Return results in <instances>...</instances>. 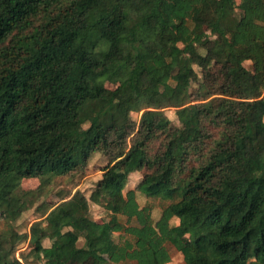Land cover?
<instances>
[{
	"label": "trees",
	"instance_id": "16d2710c",
	"mask_svg": "<svg viewBox=\"0 0 264 264\" xmlns=\"http://www.w3.org/2000/svg\"><path fill=\"white\" fill-rule=\"evenodd\" d=\"M97 152L89 196L15 228ZM160 191L155 218L137 196ZM0 214V264H166L170 245L186 264H264V0H0Z\"/></svg>",
	"mask_w": 264,
	"mask_h": 264
},
{
	"label": "rangeland",
	"instance_id": "374dc122",
	"mask_svg": "<svg viewBox=\"0 0 264 264\" xmlns=\"http://www.w3.org/2000/svg\"><path fill=\"white\" fill-rule=\"evenodd\" d=\"M237 2H239L240 0H236ZM164 27H169L170 23H165L163 25ZM156 25L152 26V29H155ZM198 32H206V27H198L197 28ZM210 48H212V42H210L209 44ZM212 55V53H211ZM248 63V62H247ZM213 71V69H211ZM107 85L109 87H112V85L110 83H107ZM206 97H200V96H194L193 100L194 101H199V100H203ZM243 103H239L240 104H247L246 101H242ZM167 114L170 117L171 120H173L174 122H177V117L175 115V110L174 109H167ZM133 117L135 120L139 121L140 117H141V113H137L134 112L133 113ZM108 158L105 157L103 154L101 153H94L93 156L90 158L87 168L85 170V175L82 178H79L77 181L73 182L71 180V178L69 176H61V177H57L56 180L51 183L48 188H46V192L44 195L41 196L40 200L35 204L34 207L24 211V212H15L14 213V225L15 228L21 232H29V233H34L37 232L39 233L34 227L33 224L35 223V221L42 219L41 217V213L37 210V205L43 201L46 200L49 204L54 205L56 203L59 202V194L61 192H74L76 189H80L82 191H84V193L89 196L95 186V182L98 178V176L101 174L102 172V168L107 164ZM140 174L138 172H133L130 175V179L129 182L127 184V186L125 187V191L127 189L130 188H134L137 185V182L139 180ZM40 181L37 178H26L23 180L22 185L23 187H25L26 189H31V188H36L39 185ZM123 194V193H122ZM163 191H160L158 194L156 195H151L150 197L144 196V195H138V201L140 203V205H151L153 208V213H154V217L158 218L162 212L161 206L159 205V198L160 196H163ZM182 197V193L181 192H177L173 195L174 198L176 197ZM123 198V195H119L117 198V204L119 205L121 202V199ZM119 207V206H117ZM91 214L92 217L96 220L99 221H103L105 223H107V214L106 211L104 210V208L98 204H95L93 202H91ZM120 220L122 222H125V218L120 215ZM106 220V221H105ZM173 223H175L176 221L173 220ZM133 223H136L135 221H133ZM6 227V223L4 220V215L0 214V230H2L3 228ZM105 234H114L115 238L118 237L119 233H114L113 231H110V226H106V230H105ZM83 243V239H81L79 241V245H82ZM45 245H50V241L46 240L44 242ZM32 245L30 244L29 241L27 242H23L20 245V249L18 251V256L19 257H24L26 255H28V253L31 250ZM170 254H171V260L166 263V264H186L183 255L181 252H179L174 246L170 245ZM84 264H97V261L95 260H91L88 261ZM123 264H136V263H132L130 261H126Z\"/></svg>",
	"mask_w": 264,
	"mask_h": 264
},
{
	"label": "crops",
	"instance_id": "0c3cea01",
	"mask_svg": "<svg viewBox=\"0 0 264 264\" xmlns=\"http://www.w3.org/2000/svg\"><path fill=\"white\" fill-rule=\"evenodd\" d=\"M139 202V201H138Z\"/></svg>",
	"mask_w": 264,
	"mask_h": 264
}]
</instances>
